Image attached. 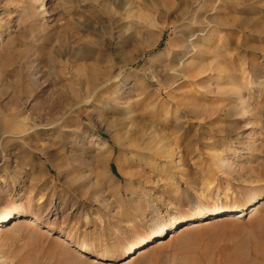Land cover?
Segmentation results:
<instances>
[{"label": "rangeland", "instance_id": "374dc122", "mask_svg": "<svg viewBox=\"0 0 264 264\" xmlns=\"http://www.w3.org/2000/svg\"><path fill=\"white\" fill-rule=\"evenodd\" d=\"M44 5L0 0V264H264V0Z\"/></svg>", "mask_w": 264, "mask_h": 264}, {"label": "bare ground", "instance_id": "6f19581e", "mask_svg": "<svg viewBox=\"0 0 264 264\" xmlns=\"http://www.w3.org/2000/svg\"><path fill=\"white\" fill-rule=\"evenodd\" d=\"M45 2L46 0H34V5H38L40 4V6L45 7ZM235 106V105H234ZM249 109V105L246 103V102H242L241 104V110L243 112V115H245L247 113V110ZM227 111V110H226ZM264 115V114H263ZM219 160V158H217V161ZM221 168H233L232 165L225 159L222 163H221ZM258 206V207H257ZM260 206L257 204L255 205L254 207H252V211L250 212V215H254L256 210H258ZM244 211L245 210H241L239 212L236 213L235 217H229L228 219H231V220H237V219H241L243 218L244 216ZM228 213L225 209H217V211H205L202 212L198 218V222H201V223H204L206 222L209 218H212V217H221L223 216L224 214ZM21 212L18 210V209H13L10 213L6 214L5 216L1 217L0 218V223L3 224L5 222H7L8 220H10L12 217L14 218L13 220L16 219V217L18 215H20ZM253 217V216H252ZM227 220V219H225ZM185 222H172L171 223V226L170 227H167V226H163L161 227L159 230H157L154 234H153V238L149 239V238H143L141 241H139L138 243L132 245L128 251H127V258H133L137 251L139 250H142L145 246H148L150 244H152L154 241L155 243H161L163 242L164 240H166V238L170 235V233L174 230H178L177 229V226L183 224ZM199 225H196L194 223H190L188 224V229H192V228H196L198 227ZM168 233V235L163 238L165 236V234ZM135 254L133 255H130L133 251H135ZM130 255V257H128ZM247 261V259H245Z\"/></svg>", "mask_w": 264, "mask_h": 264}]
</instances>
